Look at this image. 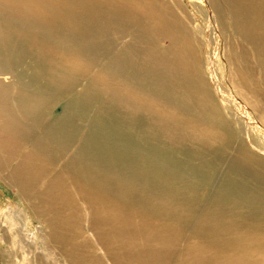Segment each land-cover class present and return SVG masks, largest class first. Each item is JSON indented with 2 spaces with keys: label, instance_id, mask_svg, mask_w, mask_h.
Masks as SVG:
<instances>
[{
  "label": "bare ground",
  "instance_id": "bare-ground-1",
  "mask_svg": "<svg viewBox=\"0 0 264 264\" xmlns=\"http://www.w3.org/2000/svg\"><path fill=\"white\" fill-rule=\"evenodd\" d=\"M223 2L232 16L234 34L241 37L245 45L250 41L248 45L255 66L249 63L244 49L238 52L230 48L227 59L235 66L239 86L262 100L264 90L258 88L254 76L258 69L261 70L264 85V8L258 0H250L249 4V0ZM209 3L222 20V11L214 1L209 0ZM232 3L238 4V10H241L238 11ZM180 6L178 0H63L62 3L54 0H0V75L9 74L14 78L20 98L9 102L10 107L30 122L27 123L30 130L35 126L43 128L46 112L57 96L56 90L50 87L54 73L67 76V73L75 72L78 75L97 69L94 81L101 79L107 87L111 86L113 92L125 94L127 105L131 100L147 102L149 108L160 115L188 120L192 123L187 121L188 125L195 126L194 131L204 141L217 145L216 149L235 153V166L226 168V173L233 176L236 184L226 182L230 184L224 186L222 183L226 189L222 188L224 191L221 189L216 199L194 200L186 192L191 184L179 183V178L174 177L170 183L164 179L166 185L163 188L161 182L153 188L156 184L150 176L144 187V192L150 195L145 193V196L136 197L130 194L132 189L124 186L129 182V175L121 170L116 157L107 165L109 172L103 171L101 164L93 158L97 150L88 146L89 132L92 128L97 129L98 122L92 120L88 132L82 134L86 123L83 120L85 106L80 98L77 100L78 90L65 93L64 99L76 91L58 118L37 134L15 131L10 121L13 115L0 107V128L17 144L15 147L20 150L17 146L24 141L33 143L28 155L19 154L20 169L16 176L21 185L32 192L37 202L36 212L49 225L53 232L51 237L56 238L55 232L59 233L61 246L72 249L77 264H103L95 256L93 244L76 239L81 235L83 219L87 220L88 230L110 264H264V153L254 144L246 145L231 131L222 116V109L206 92L197 50L183 24L186 21ZM59 9L100 13L108 24H97V16L92 14L95 17L93 23L80 20L86 23L82 25L74 19L58 16L56 11ZM78 23L80 29L93 26L100 32L109 30L111 37L106 46L111 49L107 65L99 64L96 57L92 59L93 52L85 51L75 40L48 34L49 25L66 30L69 24ZM133 27L140 36H152L161 45L159 57H142L143 62L147 59L148 68L139 71L140 77L136 76L131 64L137 62L141 54L140 57L131 56V41L126 40ZM103 38L102 34L94 38L98 39L100 47L105 45ZM56 57L63 61H56ZM95 82L89 88L92 89ZM146 82L156 90V98L146 97ZM4 100L0 96V105ZM3 104L6 107L7 103ZM78 142L81 143L76 148ZM48 144H53L58 154L53 153ZM72 147L76 148L74 155L66 160L65 151ZM163 172L165 177L169 176L168 171ZM157 173L160 178L161 170ZM78 204L83 207L82 211Z\"/></svg>",
  "mask_w": 264,
  "mask_h": 264
},
{
  "label": "rangeland",
  "instance_id": "rangeland-1",
  "mask_svg": "<svg viewBox=\"0 0 264 264\" xmlns=\"http://www.w3.org/2000/svg\"><path fill=\"white\" fill-rule=\"evenodd\" d=\"M54 1L62 3L63 0ZM212 1H214L215 5L222 11V20H220L219 14L211 8L209 0H178L183 12L180 8L179 9L186 21V23L183 24L187 27L192 45L197 50V57L205 84V90L215 100L219 108L222 109V116L224 120H226L228 127H231V131L237 137H240L242 141L244 140L245 142H243L246 145L254 144L260 150L262 149L261 152L264 153V97L262 100L254 97L239 86L235 66L227 59L228 50L230 48L238 52L244 49L245 52H247L249 63L255 66V58H253L251 47L248 45L250 41L246 42L247 46L241 41V37L234 34L232 26L233 19L223 0ZM258 1L264 8V0ZM249 3L250 0L248 4ZM90 4H92V1H90ZM232 6L235 8L237 7L238 10V4L232 3ZM250 7L252 8V6ZM240 10L241 9L238 11ZM56 12L58 16L74 19L82 25H86V23L83 24L80 20H84L85 22L91 20V23H93L95 17L91 15L96 14L97 24H108L106 23L107 19H105L103 15H100V13H90L88 10L59 9V11ZM79 23L73 26L69 24L66 30H59L54 24L49 25L48 34L61 39L68 37L67 39L75 40V42H77L76 44L81 45L80 47H82V49L93 52V54L91 53L92 59L97 58L99 64L102 66L107 65L110 61L108 51L111 49L106 46V43L108 44L109 42L108 38L111 37V34L109 35L108 33L109 30L106 29L100 32L93 28V26L80 29L78 28ZM101 34L104 35L103 39H105V45L103 47L98 45V39H94L101 37ZM129 35L131 37L128 36L129 38H126V40L128 39L131 41L129 50L131 56L134 57L137 55V57H140L141 54V57L136 59L137 62L131 64L134 67L136 76L140 77L139 71L145 67L146 70L148 68L147 59L143 62L142 57L149 58L151 55L159 57L161 54V45H159L158 40L152 36L149 37L147 34L145 36H140L137 28L135 29L134 27L130 29ZM76 44H74V46H76ZM54 59L56 61H63L62 58L58 57ZM65 61L66 60H64V63H67ZM96 72L97 69H94L92 72L84 71L78 75L75 72L67 73V76H62L57 73L53 74L55 82L54 80L50 81V87L54 91L56 90L57 96L54 97L55 99L46 112V116L43 119L45 122L43 128L49 126V124L58 118L64 106L78 90L80 94H76V96L78 95L77 100L79 101L80 98V102L85 106L84 111H82L85 115L83 120H85L86 123H84L85 128L82 134L88 132L92 120L98 122L97 129L92 128L89 132L90 143L88 146L94 149V151L97 150V152H94L93 158L101 164L103 171L109 172L107 165L111 164V158L116 157V163L120 165L121 170L125 172V175H129V182L124 184V186L132 189V191H130L132 196H145L146 192H144V187L147 186L146 181H148L149 176L152 182L156 184L153 188L158 186V182H161L160 185H162L161 187L163 188V186L166 185L164 184L165 180H169L168 182L170 183V180L173 181L174 178H179L177 179L179 183L191 184L189 185V187H191L189 188L190 191L186 190V192H188L194 200L206 199L208 201L218 198L223 190L222 188L226 189V187H223V184L225 186L227 185L226 182H234L233 176L226 173L228 172L226 168L235 166L233 164L234 151L216 149L217 145L215 146L210 142L204 141V138L194 131L195 126L188 125V120V122L183 120L182 122L170 116L160 115L155 109L149 108L147 102L143 103L139 100L140 102L138 103L131 100L127 105L125 94L122 93L120 95L118 92H113L111 86L107 87L102 83L101 79H98V82L94 81ZM261 74V70L258 69L255 72L254 81L257 83L260 90H264ZM0 79V96L5 98L4 101L7 102L3 101V103H7L8 105L5 107V105L1 103L0 107L3 110H8L13 115L10 121L15 131L22 133L24 131L28 135H31L37 134L39 131L43 130L42 127L39 129V127L36 126L30 130L29 124H27L30 122L26 121V118L22 117L20 113L18 114L17 110L11 109V104L9 102L12 103L14 100L20 98L18 88L15 87L14 80H12L14 78L6 74L0 75ZM92 82H95V86L91 89L89 85L92 84ZM84 86H88L89 89H83ZM262 86L263 88H261ZM70 90L76 91H74L72 96L64 99ZM144 91L146 97L156 98V90H154L153 86H148L147 82L145 83ZM262 95L264 96V91ZM15 116H17V118H15ZM72 118L74 119V116ZM76 120L78 119L76 118ZM133 122H135V126L132 127ZM189 123L192 124L191 122ZM81 126L82 125H80V127ZM24 142L25 143L17 146L18 148L20 147V150H18L15 147L17 144L14 143L9 134L5 133L2 129L0 130V264H77V256L73 253L72 249H65V247L61 246L62 242L58 237L59 233L57 232V234L55 232L56 238L51 237L53 232L51 233L49 225L44 218L36 212L35 206L37 202L32 197V192L28 191V187L25 189L23 185H21V180L16 176L17 171L20 169L19 154L20 156L28 155L33 149V143L30 141ZM80 143L81 142H78L75 145L76 148L80 146ZM48 146L53 153L58 154V150L53 144H48ZM76 148H68V150L65 151L66 160L74 155L73 152H75ZM215 155L218 156L215 157ZM126 156H128L127 159ZM225 160L228 161L225 163ZM150 170L152 172L151 174H149ZM159 170H161L160 178L157 173ZM163 170L168 171V177H165ZM117 177L119 179L121 178L120 175ZM221 177H224V179ZM143 178L145 181H143ZM199 178L201 179L199 180ZM234 183L236 184V181ZM146 195L149 196L150 194L146 193ZM214 196L216 197L214 198ZM78 208L80 211L83 210L80 204H78ZM84 214L85 213H83V215ZM87 226V220L83 219L81 224L82 232L81 235L76 238L77 241L81 243L88 241L93 244L95 256L100 258L103 264H110L100 246H97L95 243L92 232L88 230Z\"/></svg>",
  "mask_w": 264,
  "mask_h": 264
}]
</instances>
